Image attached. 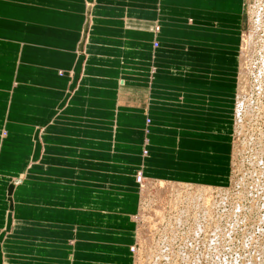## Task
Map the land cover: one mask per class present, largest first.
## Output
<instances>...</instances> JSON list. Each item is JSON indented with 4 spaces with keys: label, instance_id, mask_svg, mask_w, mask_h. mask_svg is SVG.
<instances>
[{
    "label": "crops",
    "instance_id": "obj_1",
    "mask_svg": "<svg viewBox=\"0 0 264 264\" xmlns=\"http://www.w3.org/2000/svg\"><path fill=\"white\" fill-rule=\"evenodd\" d=\"M241 10L242 0H0V264H132L133 177L134 191L115 190L88 145H62L61 121L101 88L113 101L117 85H147V108L131 111L149 121L151 155L135 163L144 178L227 184ZM69 185L89 189L85 209Z\"/></svg>",
    "mask_w": 264,
    "mask_h": 264
},
{
    "label": "rangeland",
    "instance_id": "obj_2",
    "mask_svg": "<svg viewBox=\"0 0 264 264\" xmlns=\"http://www.w3.org/2000/svg\"><path fill=\"white\" fill-rule=\"evenodd\" d=\"M94 5L95 3L88 7V26L83 34L84 48L93 19L91 9ZM240 17L239 30L232 34L234 57L236 56L235 91L237 92L234 98V123L229 146L231 154L228 158L227 184L216 187L199 184V186H205L204 194L197 191L194 183L177 189H162L157 188L155 184H149L150 187L146 188V199L142 200L140 194L145 188V184H142L138 178L136 179L141 173V168L135 163L141 160L140 156L147 159L151 155L148 146L145 148V140L147 139L149 142L150 138L147 131L149 121L147 116H143L140 120L141 123L138 124L136 118L132 117L131 111L136 107L147 108L146 83L139 84L138 87H132L128 83L117 85L114 87L117 90L115 93L117 96L113 101L99 100L101 97L104 98V93L107 92V90L103 92V88H101V94L99 91L97 95L91 94L90 103L92 105L90 107L75 112L80 116L70 117L71 119H64L66 116H63L64 121H61L62 134H64L62 145L84 144V149L88 145L91 151L88 152L85 159L96 160L95 171L101 180L112 181L116 186L115 190L126 188V190L134 191L132 183L134 179L137 203L135 200V206L132 207L134 211L129 214L130 218L135 214L131 220L135 224L134 236L138 227L144 226L145 217L142 216V213H149V207H156L163 213L162 220L158 222V225L153 229L150 227L151 230L148 229L151 239L148 248L146 247L147 249L144 250L148 254L143 252V242L140 244L136 239L129 246L128 251L132 253V264H264V0H242ZM157 29V26L153 27V35L157 36ZM180 35L185 42L198 38L193 34ZM153 42L152 46L156 47L157 42ZM76 51L84 53V50L81 51L78 47ZM108 97H111V94H108ZM117 109L119 112L116 114ZM236 113H238L237 121L234 120ZM48 143L53 145L54 141L50 140ZM147 150L148 156L145 152ZM47 154L55 157L53 149L47 150ZM72 155L79 156L80 160L82 152ZM80 167L82 166L80 165ZM83 169L93 170L94 167ZM71 172L70 169V175ZM132 177L133 179H131ZM15 179L8 178L12 184H16L19 178ZM235 181L237 184L240 183V186L236 185L231 191L233 197L230 194V197L224 202L218 196L216 197L215 194L222 193V197L225 198L229 193L228 188ZM66 187L69 188L67 192H71V190L77 193L82 192L84 196L81 207L85 209L84 207L89 201L84 198L89 189L83 185L75 188L73 185ZM237 187H239L238 191H236ZM80 188L82 189L80 190ZM112 192L109 190L105 194L100 191L98 195L102 197L103 202L113 198L114 192ZM237 192L238 196H236ZM7 195L10 196L9 193ZM235 196L236 199H234ZM47 197H49V201L53 198L51 194ZM205 198H208L209 203L204 201ZM128 199L130 200L131 197L128 196ZM55 201L52 200L48 203L58 204ZM238 201L245 203L247 201L249 204L246 209L252 218L249 220L250 223L247 222L246 216L239 225V217L245 215L243 212L245 205ZM48 203L46 202V204ZM69 203L71 209L78 210L73 206L74 201ZM226 204H233V206L227 208ZM101 206L99 204V207ZM9 211L6 210L7 213ZM255 214L258 218L257 222L261 223V233H257L254 237L253 230L257 229L255 222L253 223ZM89 218L83 216L79 220H89ZM223 220H225L224 224ZM6 227L5 230L10 228L9 223ZM133 252L136 253L135 257ZM138 252H140V259L137 257Z\"/></svg>",
    "mask_w": 264,
    "mask_h": 264
},
{
    "label": "bare ground",
    "instance_id": "obj_3",
    "mask_svg": "<svg viewBox=\"0 0 264 264\" xmlns=\"http://www.w3.org/2000/svg\"><path fill=\"white\" fill-rule=\"evenodd\" d=\"M86 37V36H85ZM88 39V38H87ZM240 103L242 104V101H240ZM242 106V105H241ZM238 113H236V115H235V117H234V120L235 121H237L236 120V118H237V115ZM138 179H139V181L142 183V184H145V188L144 189H142V191H141V198H142V200L145 198V196H146V194H147V186H149V184H155V185H157V188H174V189H177V188H179V187H183V186H186V185H191V184H187V183H183V182H179V181H177V182H170V181H160V180H152V179H146V178H144L143 176H142V174L140 173V174H138ZM152 182H154V183H152ZM195 186H196V188H197V191H199L200 193H205L204 192V190L203 189H206L205 188V186L203 187V186H199V184H194ZM236 185H239L240 186V183L239 184H237V182L235 181L234 183H232V186L230 187V188H228V190H229V193L228 194H226V197L225 198H223L222 196H223V194L221 193V194H219V193H217V194H215L216 195V197L218 196L223 202H224V200L226 201L227 200V198L228 197H230V194L232 193L231 191H233V188H235V186ZM165 186H167V187H165ZM150 187V186H149ZM152 187V186H151ZM251 189V188H250ZM210 193H211V191H210ZM154 194V193H153ZM202 195V194H201ZM225 195V194H224ZM159 196H160V194H159ZM205 197V196H204ZM146 199V198H145ZM163 200V199H162ZM202 200H203V198H202ZM206 200V202H208V198L206 199H204V201ZM162 202H164V200L162 201ZM154 203V202H153ZM205 203V202H204ZM209 203V202H208ZM211 204V203H210ZM164 205V204H163ZM163 205H162V207H163ZM209 205V204H208ZM205 206V205H204ZM149 209H150V211H149V213L147 212H143L142 213V216L143 217H145V220H144V226L142 225L141 226V228L140 227H138V230L136 231V234H135V236H134V238L136 239V240H138V242H140V244H141V242H143V244H144V247H143V252H144V254H148L146 251H144V250H146L148 247V244H149V242H150V231H148V229H150V227L153 229L154 228V226H157L158 225V222L159 221H161L162 220V215H163V213L161 212V210L159 209H157L156 207H153V208H151V207H149ZM207 210V209H206ZM205 212V211H204ZM207 212V211H206ZM209 213V212H208ZM211 213V212H210ZM205 215H206V213H205ZM142 217V218H143ZM206 219V218H205ZM158 220V221H157ZM236 223V222H235ZM204 228V227H203ZM201 229V228H200ZM151 230V229H150ZM206 235V234H205ZM143 240V241H142ZM231 241V240H230ZM147 247V248H146ZM216 249V248H215ZM134 253V257L136 256V253L135 252H133ZM140 252H138L137 253V257H138V259H140Z\"/></svg>",
    "mask_w": 264,
    "mask_h": 264
},
{
    "label": "built area",
    "instance_id": "obj_4",
    "mask_svg": "<svg viewBox=\"0 0 264 264\" xmlns=\"http://www.w3.org/2000/svg\"><path fill=\"white\" fill-rule=\"evenodd\" d=\"M137 178H138V176L136 177V179H137ZM214 187H216V186H214ZM238 188H239V187H237V190H236V191H238ZM231 195H232V197H233V194H232V193H231ZM236 196H238V192H237ZM236 196L234 197V199H236ZM242 198H245V197H242ZM239 199H241V198H239ZM239 199H238V200H239ZM234 201H235V200H234ZM238 203H240V204H244V205H245V206H244V211H243L245 215L239 217L240 219L238 218V216H236V218L239 219V221H240L239 225H240L241 222L245 219L246 216H247V218H248V221H247V222L250 223L249 220H251L252 218L249 216L250 214H248L249 212H248V210L246 209V206H248L249 204H247V201H246V203H245V202H242V201H238ZM235 205H237V202H235ZM232 206H233V204H226V207H227V208H229V207L232 208ZM256 217H257V215L255 214V220L253 221V223L255 222V225L257 226V229L254 228V230H253V232H254V237L257 235V233H259V234L261 233V232H260V229H261V223H258V222H257V219H258V218H256ZM224 223H225V220H223V224H224ZM249 223H248V224H249ZM250 225H251V224H250ZM250 225H249V226H250ZM251 229H253V228H251Z\"/></svg>",
    "mask_w": 264,
    "mask_h": 264
}]
</instances>
